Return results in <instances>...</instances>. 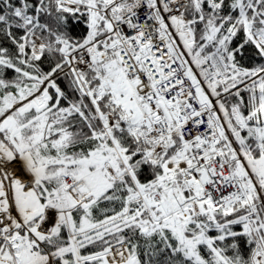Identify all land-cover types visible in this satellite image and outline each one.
Instances as JSON below:
<instances>
[{"label": "snow or ice", "instance_id": "1", "mask_svg": "<svg viewBox=\"0 0 264 264\" xmlns=\"http://www.w3.org/2000/svg\"><path fill=\"white\" fill-rule=\"evenodd\" d=\"M0 264H264V0H0Z\"/></svg>", "mask_w": 264, "mask_h": 264}]
</instances>
